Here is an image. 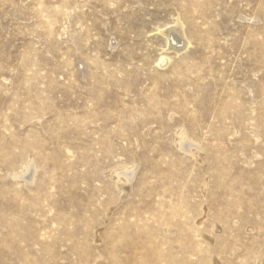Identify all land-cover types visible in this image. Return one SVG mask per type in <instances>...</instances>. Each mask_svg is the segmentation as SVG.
<instances>
[{
  "label": "rangeland",
  "instance_id": "374dc122",
  "mask_svg": "<svg viewBox=\"0 0 264 264\" xmlns=\"http://www.w3.org/2000/svg\"><path fill=\"white\" fill-rule=\"evenodd\" d=\"M0 264H264V0H0Z\"/></svg>",
  "mask_w": 264,
  "mask_h": 264
},
{
  "label": "bare ground",
  "instance_id": "6f19581e",
  "mask_svg": "<svg viewBox=\"0 0 264 264\" xmlns=\"http://www.w3.org/2000/svg\"><path fill=\"white\" fill-rule=\"evenodd\" d=\"M179 34H181V33H179V31L177 30V28H173L172 29V31H169V32H167L166 33V36H167V38L169 39V41L171 42V44H172V42L173 43H175L174 41H176V42H179ZM183 34V33H182ZM184 36V35H183ZM183 36H181V37H183ZM184 38V37H183ZM185 42V41H184ZM180 43V42H179ZM173 46V45H172ZM185 46H187V44H185L184 43V47ZM179 47V46H178ZM183 47V48H184ZM173 49H174V47H173ZM177 49H179V48H177ZM183 50V49H182ZM178 51V50H177ZM180 51V50H179ZM166 57V56H165ZM165 57H163L162 58V63H166L167 62V58H165ZM169 58V57H168ZM166 61V62H165ZM183 141V142H182ZM188 141H187V139H186V136H185V134H184V132H182L181 133V146H183V145H187L188 143H187ZM184 143V144H183ZM185 148H188V147H185Z\"/></svg>",
  "mask_w": 264,
  "mask_h": 264
}]
</instances>
